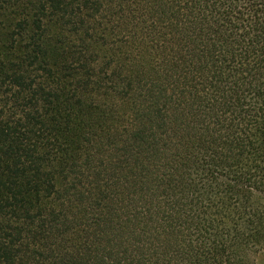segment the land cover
I'll use <instances>...</instances> for the list:
<instances>
[{"label":"trees","instance_id":"1","mask_svg":"<svg viewBox=\"0 0 264 264\" xmlns=\"http://www.w3.org/2000/svg\"><path fill=\"white\" fill-rule=\"evenodd\" d=\"M262 257L264 0H0V264Z\"/></svg>","mask_w":264,"mask_h":264},{"label":"rangeland","instance_id":"2","mask_svg":"<svg viewBox=\"0 0 264 264\" xmlns=\"http://www.w3.org/2000/svg\"><path fill=\"white\" fill-rule=\"evenodd\" d=\"M41 43L45 47V59L48 63L58 70L64 64V58L69 51L73 50L74 45L81 43L80 35L75 34L71 29L65 26L59 19H44L43 30L39 33ZM260 264H264V257Z\"/></svg>","mask_w":264,"mask_h":264}]
</instances>
